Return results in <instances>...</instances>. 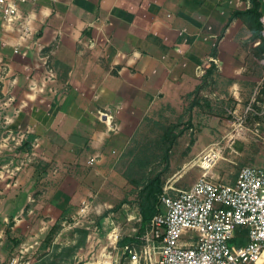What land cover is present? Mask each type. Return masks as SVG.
<instances>
[{
  "label": "crops",
  "instance_id": "1",
  "mask_svg": "<svg viewBox=\"0 0 264 264\" xmlns=\"http://www.w3.org/2000/svg\"><path fill=\"white\" fill-rule=\"evenodd\" d=\"M250 7L249 0H36L22 6L20 21L4 28L17 31L18 39L9 36L0 45L7 57L41 61L36 101L19 115L27 132L36 142L50 133L52 147L63 144L69 156L101 162L144 124L171 122V113L187 108L185 97L200 86L198 98L216 80L226 81L239 107L244 86L253 83L239 82L243 65L260 61L251 47L260 41L235 16ZM22 23L29 31L20 39Z\"/></svg>",
  "mask_w": 264,
  "mask_h": 264
},
{
  "label": "rangeland",
  "instance_id": "2",
  "mask_svg": "<svg viewBox=\"0 0 264 264\" xmlns=\"http://www.w3.org/2000/svg\"><path fill=\"white\" fill-rule=\"evenodd\" d=\"M17 33H5L0 21V43H9V36L18 39ZM5 50L0 45V264L21 250L36 264L58 260L61 251L77 245V230L88 233L84 245L60 264L91 261L104 249L116 255L113 248L140 231L145 185L158 177L162 192L189 188L212 146L221 151L208 173L213 181L232 185L243 166L264 167V114H259L264 112V58L257 67L244 63L239 82L250 78L253 83L244 86L239 107L227 82L218 79L203 90L206 97L201 95L198 107L171 113L166 124H144L125 148L96 162L86 154L69 156L63 144L52 147L50 133L39 142L31 138L19 115L36 101L41 61L37 55L10 58ZM248 106L258 114L245 118ZM168 126L177 136L171 144L162 140ZM104 213L111 235L99 241Z\"/></svg>",
  "mask_w": 264,
  "mask_h": 264
},
{
  "label": "built area",
  "instance_id": "3",
  "mask_svg": "<svg viewBox=\"0 0 264 264\" xmlns=\"http://www.w3.org/2000/svg\"><path fill=\"white\" fill-rule=\"evenodd\" d=\"M35 1L0 0L1 26L10 29L20 21V8ZM260 21L264 37V15ZM20 29L21 39L28 23ZM246 114L258 113L248 106ZM220 153L213 146L204 153L203 172L189 188L163 190L158 213L136 242L114 247L112 257L104 249L83 264H264V167L243 166L232 185L213 181L208 173ZM235 239L245 242L231 246ZM26 251L6 264H36Z\"/></svg>",
  "mask_w": 264,
  "mask_h": 264
},
{
  "label": "trees",
  "instance_id": "4",
  "mask_svg": "<svg viewBox=\"0 0 264 264\" xmlns=\"http://www.w3.org/2000/svg\"><path fill=\"white\" fill-rule=\"evenodd\" d=\"M251 7L244 11V12H238L235 13V16L240 18L245 25L247 26V28L250 30L251 35H252V40H259L260 43H258V45L256 47H254V55L258 60H262L264 58V37L262 35V30H263V26L261 23V17H262V11H261V3L260 0H249ZM215 52V51H214ZM214 54V53H213ZM215 56V55H214ZM214 67L213 69L206 71L205 77L202 81L203 85L206 83V77H209L212 73H213ZM202 90V87H198L195 92L187 97H185V101L189 102V106L185 109L189 111H191L194 107H198L200 98H198L199 92ZM264 93V92H263ZM171 126L166 127V131L165 133L162 135V140L163 142L166 143V141H170L169 143L171 144V142L173 140H175L177 138V136L173 135L172 133V129L169 130ZM170 139V140H169ZM166 153H165V159H166ZM162 193V188L161 185L159 184V179L158 177L154 178L153 180L149 181L143 191H142V201L140 203V218H141V225H140V231L138 232V234L136 236H141L145 229L148 227L151 219L153 218V216L155 214L158 213V201H157V197ZM108 213H104L99 221V225H101V228L103 230V234L102 235H98L96 237H98V240L100 241L101 239H107L110 235V227L109 226V221L107 220L108 218ZM108 221V226H105V224H107ZM77 232L79 233V235L81 236L80 240L78 241L77 245L75 247L72 248H68V249H64L63 251H61V253L58 255V260H54V261H50V262H45L42 264H60V260L64 257V258H71L74 254V252L76 251V249L80 248L81 246L84 245V241L86 239L87 236V231L85 230H77ZM137 239L135 237H129L126 239H123L120 242L121 246H124L125 244L131 243V242H136ZM244 240H239V239H235L234 241H232L231 243L234 245H242L244 244ZM230 243V244H231ZM86 261L80 259L76 264H83ZM70 264H75L74 262H71Z\"/></svg>",
  "mask_w": 264,
  "mask_h": 264
}]
</instances>
